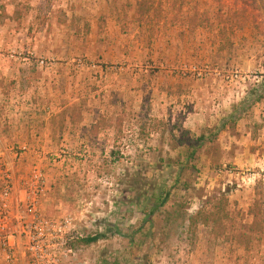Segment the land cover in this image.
<instances>
[{"label": "rangeland", "instance_id": "1", "mask_svg": "<svg viewBox=\"0 0 264 264\" xmlns=\"http://www.w3.org/2000/svg\"><path fill=\"white\" fill-rule=\"evenodd\" d=\"M143 1L0 0V264H264V0Z\"/></svg>", "mask_w": 264, "mask_h": 264}, {"label": "trees", "instance_id": "2", "mask_svg": "<svg viewBox=\"0 0 264 264\" xmlns=\"http://www.w3.org/2000/svg\"><path fill=\"white\" fill-rule=\"evenodd\" d=\"M151 2L148 0H145L139 4V8L142 12V14L149 15L151 12ZM143 16V15H142ZM264 80V77H263ZM264 82V81H263ZM264 88V83L262 85ZM254 102H261L264 100V89L261 91V94L258 95L256 99H254ZM244 108L241 109L240 112L235 113L232 115L231 119L238 120L241 118L243 114ZM65 120V119H64ZM73 123L75 122L73 118ZM225 124L223 125V127ZM96 128V127H95ZM188 135H190L189 132H185V138L187 139ZM183 140L181 141V145L179 148H183L185 152V157H179V163H180V169L181 171H185V163L182 161H185L186 164H190V162H194L197 159V154L205 147L207 144L208 139L205 137V135L201 137H192L190 139H187V141ZM169 201V196L167 195L165 198H163L159 205H156L148 215L146 222H151L155 216V214L164 207ZM211 208L201 209L197 212L196 215L190 217V228L196 229L199 227L200 224H203L205 227H213V230L220 236L226 233L228 230L227 222L231 221V218L226 210V205L228 204V199L223 196L220 199H215L211 201ZM250 215L253 218V222L251 224H245L242 226V230L239 231L236 235H233V240L235 239L238 243L243 244L245 246H249L251 244L252 239L249 237L248 233L251 234H257V233H263L264 232V226L261 222V208L258 205H255V207L251 210ZM106 236L103 234H98L95 237H88L86 239L80 240L79 244L81 245H92L95 243H98L100 240L105 239ZM105 264H110L106 263Z\"/></svg>", "mask_w": 264, "mask_h": 264}, {"label": "built area", "instance_id": "3", "mask_svg": "<svg viewBox=\"0 0 264 264\" xmlns=\"http://www.w3.org/2000/svg\"><path fill=\"white\" fill-rule=\"evenodd\" d=\"M39 180L41 182H43V177L41 175L39 176ZM6 195H7V193H6ZM2 231H3L2 220H0V245H2L3 247H6L7 246V242H6L5 238L1 235Z\"/></svg>", "mask_w": 264, "mask_h": 264}]
</instances>
